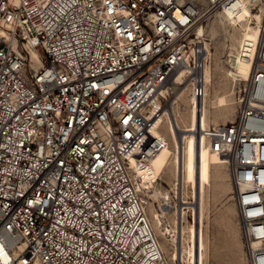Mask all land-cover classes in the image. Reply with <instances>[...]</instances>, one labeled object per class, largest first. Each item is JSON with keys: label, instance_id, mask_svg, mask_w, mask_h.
<instances>
[{"label": "built area", "instance_id": "obj_1", "mask_svg": "<svg viewBox=\"0 0 264 264\" xmlns=\"http://www.w3.org/2000/svg\"><path fill=\"white\" fill-rule=\"evenodd\" d=\"M244 8L264 17V0H0V264H163L132 170L167 148L153 120L175 76L204 95L201 29ZM261 28L235 119L203 132L234 180L245 264H264Z\"/></svg>", "mask_w": 264, "mask_h": 264}, {"label": "bare ground", "instance_id": "obj_2", "mask_svg": "<svg viewBox=\"0 0 264 264\" xmlns=\"http://www.w3.org/2000/svg\"><path fill=\"white\" fill-rule=\"evenodd\" d=\"M257 12L261 13L262 15L256 14L254 16V13L256 12H251L248 8H244L239 12L235 13L231 11L222 12L218 14L216 18L227 16L230 19H233L234 22H236L238 25L242 26L247 22H253L254 16L258 29L252 31L259 36V39L262 34L261 24L264 21L263 8H260V10ZM203 29H205L206 31L208 27ZM200 33L203 34L202 32ZM205 33H207V31ZM205 33L203 34L204 36ZM205 46L207 49L206 63L204 70L199 75V77H201L204 82V95L201 98H196L193 96L191 79H184V73H180L175 76L176 80L173 84V90H175L176 100H174L169 106H167L166 109H163L153 120V122L155 121L156 123L154 124L152 132L157 137H160L165 140L167 148L163 150L156 158L152 159L146 165V167L140 168L138 165L135 164L132 170V178L137 188V191L140 194L145 193L150 197V199H153L155 202H158L159 209H161L162 214L164 216H168L167 221H172V216L170 214L175 215L174 227L170 228L169 225H165V219L163 218V216L160 215L161 213H158V210H155L153 207L150 209V223L151 225H153V232L156 237V233L159 234L158 236L163 238L165 242L164 245H161L160 243L163 264H196L195 255L192 253L191 250V241L194 235H196V237L198 238H202L200 241V246L199 243H196L198 249L202 251L200 258L197 259V262L200 264H208L210 252L208 243H205L204 241L203 230V225L206 224V192L211 186V183L214 178V172L219 171V168H221L223 164L228 168V165H226L224 158L220 157L219 155L213 153L210 150L208 145V139L203 133L208 128H210V125L208 123V116L211 113V103L215 99V96H213L214 93H212L214 87L213 69L211 66H207L208 53L210 50V44H208L207 40L205 41ZM14 48L19 55L23 56L20 44L18 42L14 44ZM28 49L31 54L32 65L34 67H37L38 61L36 53L30 47H28ZM255 56L256 52L254 51L248 81L251 78L253 61ZM188 87L191 90V95L187 93ZM163 127H165L166 129H162ZM170 144H172V147H170ZM171 148L172 153L167 159L163 160V166L165 170H168L169 174H171L175 178L174 182L172 181L173 183L171 187H162L158 184V181L146 182L144 180H141V173L142 176L146 178V175L148 174H155L153 170L157 169L156 161L158 162V160L163 157L166 153H168ZM149 165L153 168V170L151 169L152 173L150 170L147 171V169H150ZM195 189L198 192L196 195L197 199L195 200L194 195L192 199L196 202V204L190 203L192 200L188 202V197L191 195V192H194ZM174 193H176L179 199L182 198L183 202L181 201V203H184L186 205L177 206V211L175 210L176 208H174V202L172 200ZM143 196L146 200V196ZM200 202L201 205L199 212ZM149 206L150 205H148L147 207L148 215ZM167 208L170 210H168ZM182 208L187 209L184 211L183 214L181 213ZM189 211H193L198 215V227L196 229L194 227H191L190 230H187V213ZM154 230L156 231V233ZM171 246L174 248L173 253H170L169 250V247Z\"/></svg>", "mask_w": 264, "mask_h": 264}, {"label": "rangeland", "instance_id": "obj_3", "mask_svg": "<svg viewBox=\"0 0 264 264\" xmlns=\"http://www.w3.org/2000/svg\"><path fill=\"white\" fill-rule=\"evenodd\" d=\"M256 14L262 15L256 12L254 16ZM254 16L253 22H247L242 26L238 25L233 19L227 16L218 17L210 22L208 29H206L208 33V39L206 40L208 44H210L207 66L209 65L213 69L214 87L212 93H214L213 96H215L210 106L211 113L208 116L210 127L228 124L235 119L237 114L238 107L236 96L239 92V88H242L244 83L248 81L256 42L259 37L253 32L258 29ZM206 31L205 29H201L200 32L204 34ZM187 89V93L191 95L190 88L188 87ZM174 100H176L175 96L172 97L169 105ZM162 129L166 128L163 127ZM170 147H172V144H170ZM171 153L172 148L161 157L158 162L156 161V170H153L149 165L150 169H147V171L150 170L152 173L153 170L155 174L146 173L148 174L146 178L143 177L141 173V180L146 182L158 181V184L162 187H171L175 178L169 174L168 170H165L163 166V160L167 159ZM214 178L211 186L206 192V224L203 225L204 241L208 243L210 252L208 264H245L240 221L234 201L235 185L233 179L229 169L224 164L219 168V171L214 172ZM197 193L196 189L194 192H191V195L188 197L190 199H188V202L192 200L193 195L196 200ZM141 194L145 195L150 200V220V209L153 207L155 210H158L159 214L161 213L160 215L165 219V225H169L170 228H173L175 215L170 214L172 216V221H167L168 216L162 214L161 209L157 206L158 202L150 199L145 193ZM200 205L201 202L199 203V212ZM197 218L198 215L193 211L187 213V230H190L191 227L195 229L198 227ZM156 235L161 245H164L165 242L163 238L159 237L157 233ZM201 239L202 238H198L194 235L191 241V250L195 255L196 264H200L197 262V259L200 258L202 253L196 246V243H199L200 246ZM173 249L172 246L169 247L170 253H173ZM215 257L223 259V261H221V263H216L214 260Z\"/></svg>", "mask_w": 264, "mask_h": 264}, {"label": "crops", "instance_id": "obj_4", "mask_svg": "<svg viewBox=\"0 0 264 264\" xmlns=\"http://www.w3.org/2000/svg\"><path fill=\"white\" fill-rule=\"evenodd\" d=\"M221 256H222V255H221ZM221 256H220V257H221ZM214 260H215L216 263H221V261H223V259H218L217 257H215Z\"/></svg>", "mask_w": 264, "mask_h": 264}]
</instances>
